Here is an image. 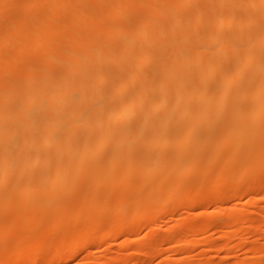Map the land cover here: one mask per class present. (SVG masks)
Instances as JSON below:
<instances>
[{
  "label": "bare ground",
  "instance_id": "6f19581e",
  "mask_svg": "<svg viewBox=\"0 0 264 264\" xmlns=\"http://www.w3.org/2000/svg\"><path fill=\"white\" fill-rule=\"evenodd\" d=\"M243 184L264 185V0H0V264L120 237L141 256L106 264L228 259L264 239V216L225 207Z\"/></svg>",
  "mask_w": 264,
  "mask_h": 264
},
{
  "label": "rangeland",
  "instance_id": "374dc122",
  "mask_svg": "<svg viewBox=\"0 0 264 264\" xmlns=\"http://www.w3.org/2000/svg\"><path fill=\"white\" fill-rule=\"evenodd\" d=\"M222 183V182H221ZM241 187H244V188H241ZM240 188H241V191L239 192V194L237 195V197L236 198H233V199H230V200H227L226 202H225V207L227 208H232V206L234 205V206H236V208H238L239 207V209H244V210H247V211H254V212H257V213H254L255 214V216H254V218H255V220L257 219V222H259L261 219H262V216H264V185L263 186H258L257 188H256V190H255V197H253V199L254 198H256V197H258V199H255V200H253L252 199V197L251 198H249V199H247V200H244L243 199V193H246V191H244L245 190V185L243 184V185H241L240 186ZM243 189V190H242ZM244 191V192H243ZM262 195V196H261ZM261 197V198H260ZM262 197H263V199H262ZM260 198V199H259ZM258 200V201H257ZM238 206V207H237ZM212 210V207L210 206V207H208L207 209H206V212H210ZM199 212H201V211H199L198 210V212L197 213H199ZM194 213H196V212H194ZM193 213V216L195 215ZM179 215L180 216H176V217H174V218H172V219H167V218H165V217H160L158 220L159 221H157L156 223H155V225H153V226H151V227H153V230L151 229V227L150 228H147V226L145 225V224H141L142 226H138V228H136V231H135V233H136V235H135V233L133 232V235L134 236H127V237H129L130 239H133V238H142V237H144L145 235H146V233L147 234H150V235H154L155 234V232H156V234L154 235V236H164L166 233H167V230H169V229H171V228H173L175 225H177V223L178 222H180L181 220H183L184 219V216H185V220H186V211L185 210H179ZM188 216V215H187ZM182 217H183V219H182ZM191 217V216H190ZM162 218V219H161ZM181 219V220H180ZM173 225V226H172ZM148 229V230H147ZM151 230V231H150ZM156 230V231H155ZM155 231V232H154ZM153 232H154V234H153ZM158 234V235H157ZM158 236V237H159ZM251 236V235H250ZM250 236H246V238H247V240H246V242L244 243V245H241V246H239V247H234V248H232V253H230V257H228V259L226 258V259H223L222 257H220V256H222V255H216V254H212V256L213 257H211L210 259H208V263L207 262H204V259H202V258H200L198 255H201L202 254V250H204V248H201L202 246H198L197 247V249L196 250H194L193 252L191 251V252H189V255H188V257L190 256V260H191V258H192V263L193 264H198L199 262H202V263H199V264H214V262H215V264H216V262H218V264L220 263V264H228V262L230 263V262H233L235 259H236V256L237 255H239V256H241V254H243L244 252H245V250H246V248L250 245L251 246V243H252V241L253 240H255V245L257 246L258 245V247H261L260 245H264V239L263 238H259L258 236H255V237H257V238H255L253 235V237L251 236V238H250ZM126 237V238H127ZM214 237V239H216L215 240V242L216 243H220L219 244V246L224 242V240H223V238L220 236V232H218V230H217V233H216V235H214L213 236ZM253 238V239H252ZM124 239H125V237H120V238H118V239H116V240H111V241H109L107 244H103V246H105L106 245V247H107V250L103 247V246H101V247H99V248H97L96 250L94 249H89V251L87 252V251H85V252H87V253H89L90 252V256H93V257H97L98 258V260H99V264H106L107 262L106 261H109V260H114V258L115 259H117V258H119V256L122 254V252L124 253V254H127V255H131V257L133 256L132 254H134L133 252L136 250L137 251V249L136 248H138V245L139 244H133V246L131 245V247L129 246V248L127 247V249L125 248H123V241H124ZM148 242V241H147ZM121 245H122V247H121ZM137 246V247H136ZM162 246H166L167 248H168V246L167 245H162ZM161 246V249L163 250V251H166V248H164V247H162ZM134 247V248H133ZM136 247V248H135ZM131 248V249H130ZM164 248V249H163ZM239 248V250H237ZM104 249V250H103ZM123 249V250H122ZM130 249V250H129ZM236 249V250H235ZM106 250V251H105ZM122 250V251H121ZM127 250V251H126ZM129 250V251H128ZM235 250V251H234ZM135 251V252H136ZM202 251V252H201ZM85 252H83V253H81V254H77L78 256H76V259H75V261H74V263H72V264H75V263H78V264H83V263H88L89 261L88 260H90L91 258H89L88 257V259H87V254L85 253ZM104 252V253H103ZM138 252L140 253V255L139 256H141V253H142V251H137L136 253L138 254ZM120 254V255H119ZM82 255V256H81ZM83 255H87L86 257H84ZM129 255V256H130ZM163 255H164V253H163ZM161 256V257H159L158 255H157V257L155 256V255H153V256H148V259L142 254V257H144L143 259L145 260V262H144V260H142V257L140 258V264H144V263H146V264H159V261H160V263H161V261L162 260H165V257H166V255H164V256ZM80 256V257H79ZM85 258L84 260H83V258ZM151 257H152V259H151ZM79 258V259H78ZM150 258V259H149ZM202 261H201V260ZM77 260V261H76ZM102 262H101V261ZM147 260V261H146ZM194 260V261H193ZM199 260V261H198ZM211 260V261H210ZM264 260V259H263ZM80 261V262H79ZM82 261H83V263H82ZM143 261V262H142ZM221 261H222V263H221ZM106 262V263H105ZM149 262H152V263H149ZM224 262V263H223ZM131 263H133V261H131L129 264H131ZM52 264V263H51ZM53 264H55V263H53ZM62 264V263H61ZM66 264H69V263H66ZM71 264V263H70ZM134 264V263H133Z\"/></svg>",
  "mask_w": 264,
  "mask_h": 264
}]
</instances>
